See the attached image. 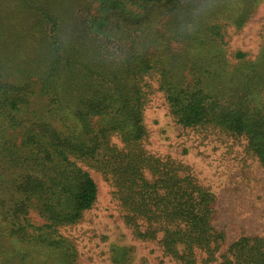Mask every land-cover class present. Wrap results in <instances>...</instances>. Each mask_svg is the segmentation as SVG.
<instances>
[{
  "label": "trees",
  "instance_id": "obj_1",
  "mask_svg": "<svg viewBox=\"0 0 264 264\" xmlns=\"http://www.w3.org/2000/svg\"><path fill=\"white\" fill-rule=\"evenodd\" d=\"M258 2L0 0V264H77L65 230L96 204L90 171L132 234L181 264L196 251L205 264H264V237L222 251L214 196L148 152L144 123L160 92L173 124L245 142L264 172V46L233 65L222 48L225 23Z\"/></svg>",
  "mask_w": 264,
  "mask_h": 264
},
{
  "label": "rangeland",
  "instance_id": "obj_2",
  "mask_svg": "<svg viewBox=\"0 0 264 264\" xmlns=\"http://www.w3.org/2000/svg\"><path fill=\"white\" fill-rule=\"evenodd\" d=\"M243 17L239 25L234 18L224 26L222 48L230 65L236 62V52L253 61L264 46V0L250 11L243 10ZM210 41L218 43L212 38ZM144 123L148 152L159 158L170 157L187 168L214 196L212 223L225 235L222 251L239 237H264V172L257 160L245 153V142H233L217 131L181 129L173 124L160 92L150 96ZM90 174L98 190L96 204L79 224L65 230L76 247L77 264H181L166 255L157 240L136 238L122 221L123 211L113 187L99 174ZM29 216L33 222H40L33 212ZM205 257L196 251L195 264H205Z\"/></svg>",
  "mask_w": 264,
  "mask_h": 264
}]
</instances>
